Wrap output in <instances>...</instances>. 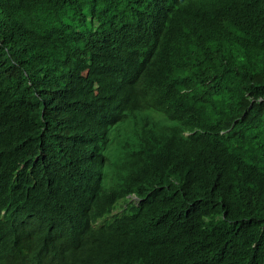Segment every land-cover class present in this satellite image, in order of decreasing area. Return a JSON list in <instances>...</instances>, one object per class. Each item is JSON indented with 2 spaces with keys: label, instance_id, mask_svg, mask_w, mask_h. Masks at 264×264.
Instances as JSON below:
<instances>
[{
  "label": "trees",
  "instance_id": "trees-1",
  "mask_svg": "<svg viewBox=\"0 0 264 264\" xmlns=\"http://www.w3.org/2000/svg\"><path fill=\"white\" fill-rule=\"evenodd\" d=\"M0 264H264V0H0Z\"/></svg>",
  "mask_w": 264,
  "mask_h": 264
},
{
  "label": "rangeland",
  "instance_id": "rangeland-1",
  "mask_svg": "<svg viewBox=\"0 0 264 264\" xmlns=\"http://www.w3.org/2000/svg\"><path fill=\"white\" fill-rule=\"evenodd\" d=\"M145 120L156 121L160 124L169 123L159 111L152 109L138 110L130 112L123 120L110 125L106 134V154L113 162L118 159L120 154V147L124 141L131 135V133ZM109 172L104 176V180L108 181L110 178ZM117 205L116 211L120 209Z\"/></svg>",
  "mask_w": 264,
  "mask_h": 264
},
{
  "label": "bare ground",
  "instance_id": "bare-ground-1",
  "mask_svg": "<svg viewBox=\"0 0 264 264\" xmlns=\"http://www.w3.org/2000/svg\"><path fill=\"white\" fill-rule=\"evenodd\" d=\"M6 42V41H5ZM140 63V62H139ZM146 68V67H145ZM183 99V98H182ZM189 135V134H188ZM203 135V134H202ZM203 138V137H202ZM201 140V139H200ZM202 152V151H201ZM192 155V154H191Z\"/></svg>",
  "mask_w": 264,
  "mask_h": 264
}]
</instances>
